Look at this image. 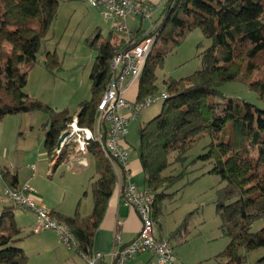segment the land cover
<instances>
[{
  "label": "trees",
  "instance_id": "1",
  "mask_svg": "<svg viewBox=\"0 0 264 264\" xmlns=\"http://www.w3.org/2000/svg\"><path fill=\"white\" fill-rule=\"evenodd\" d=\"M62 1L0 0V120L7 115L35 111L47 114L43 149L50 163L54 161L59 138L74 115L31 98L25 87ZM153 24L152 30L139 28L129 41L114 38L112 30L106 39L100 41V35H96L89 42L97 54L89 72L91 96L78 106V124L94 127L113 57L147 37H154L137 83L136 99L167 94L158 114L138 130L143 184L154 195L152 218L156 224L159 202L186 174L187 164L200 161L203 166L210 165L208 173L215 174L223 183L216 191L215 206L220 229L228 238L217 259L219 264H245L242 250H264V226L252 231L256 221L264 220V109L225 96L219 87L233 81L245 82L264 102V0H165L158 23ZM195 29L212 41L201 53V68L178 80H164L163 90L158 92L155 69ZM42 65L50 73L60 70L54 52L44 53ZM202 140H207L204 152L187 163L188 153ZM73 151L77 155L74 145L66 147L52 168L68 161ZM87 154L95 162L90 215L63 216L50 211L70 231L73 245L69 249L85 260L94 253L95 231L114 195L116 182L111 161L96 143L89 144ZM175 165L181 170L172 174ZM16 181L15 175L2 171L4 185L16 188ZM16 208L12 203L0 213V264L27 263V254L18 246L24 237L15 220ZM31 233L34 234L32 230ZM171 237L177 243L185 241L180 228ZM166 240L172 244L170 239ZM257 264H264V254Z\"/></svg>",
  "mask_w": 264,
  "mask_h": 264
},
{
  "label": "rangeland",
  "instance_id": "2",
  "mask_svg": "<svg viewBox=\"0 0 264 264\" xmlns=\"http://www.w3.org/2000/svg\"><path fill=\"white\" fill-rule=\"evenodd\" d=\"M159 13L154 11L151 20H141V29L148 30L152 21L158 23ZM110 30H112L110 23L105 21L99 11L90 7L85 0L62 1L47 37L41 43L39 62L33 67L35 71L31 73L33 80L28 82L30 90L34 89L37 97H30L57 111L66 110L70 116L73 115L78 110L79 104L89 100L91 96V82L88 75L97 52L90 47L89 42L98 34L100 41L106 39ZM135 30L136 28L132 29L133 32ZM211 42L203 36L200 29L188 33L180 46L167 55L161 65L155 69L159 85L158 92L163 90L164 80H178L199 70L202 64L201 53L210 47ZM45 52L56 54L60 61V70L54 73L49 72L48 81H44L45 85H42L38 81L42 77H38L36 73L46 71L42 65ZM133 86L137 87V83L135 82ZM219 90L225 96L245 100L257 108L264 109V102L245 82L224 83ZM162 104L163 99L160 97L143 109L128 125V137L125 144L130 153L131 161L128 166L131 169V163H138L139 127L156 116ZM47 122L48 115L42 111L3 117L0 120L2 135L0 149L7 147L10 154L18 158L31 153L36 148L44 150L42 129ZM27 131H33V135H27ZM206 142L207 140L200 141L188 153L187 163L204 152L203 147ZM68 150L72 149L69 147ZM72 156H75L74 151ZM84 159L87 161L86 167L78 170L70 168V159L55 169L49 166V172L43 173L41 181L47 192L56 194L60 202L63 200L62 206L70 207L72 215L78 213L81 217L89 214L87 199L90 201L92 198L91 183L95 178V176L93 178L94 159L91 155H87ZM17 165L16 170L24 168L21 162ZM173 167L175 169L172 174L179 173L181 170L178 165ZM209 169L210 165L203 166L200 161L187 164L186 174L167 190L169 195L159 202L154 233L158 236L161 232L166 239H170L174 246L177 264H219L221 261L217 259V256L228 244V238L220 229V219L215 206L216 191L222 187L223 183H220L218 176L208 173ZM19 172L22 178L26 176L25 170ZM169 172V169L165 171L167 174ZM1 192L2 189L0 194ZM2 197L8 206L12 204L6 201L3 195ZM14 215L16 219H22V222L27 223L26 228L22 229L24 238L18 243V246L27 254L26 264H47L48 254H42V250H37L41 244L35 239V234L30 233L29 224H32L33 219L30 212H23L16 208ZM263 226L264 220L256 221L252 231L257 232ZM179 228L185 239L182 243H177L171 237L172 232ZM73 252L72 255L76 256ZM241 252L246 257L245 264H257L258 259L264 254L262 248ZM81 264L86 263L81 261Z\"/></svg>",
  "mask_w": 264,
  "mask_h": 264
},
{
  "label": "built area",
  "instance_id": "3",
  "mask_svg": "<svg viewBox=\"0 0 264 264\" xmlns=\"http://www.w3.org/2000/svg\"><path fill=\"white\" fill-rule=\"evenodd\" d=\"M88 5L97 9L102 18L110 23L111 29L122 35L126 41L131 39L127 20L129 18L151 20L154 7L138 0H85ZM155 27L151 22L152 30ZM148 29V30H149ZM154 37H147L138 44L115 55L110 63V76L107 87L97 105L93 128L80 126L77 116L73 117L67 130V138L61 147L54 150L53 159H57L63 149L69 145L75 146L76 153L85 157L87 147L91 142L98 145L102 154L111 163L116 176L115 188L118 190L123 204L133 209L140 219V229L137 236L125 246L120 247L117 238L115 247L110 253L111 264H129L138 255L150 253L152 258L146 264H175L176 257L172 244L165 238L154 236L155 222L152 218L151 204L153 193L147 188H138L130 180L128 162L130 153L126 147L128 125L138 114L157 101L167 97L165 92L150 95L143 100H127L123 93L135 82L138 83L143 68L148 59ZM83 165H87L82 161ZM33 169V167H31ZM2 171L0 169V183ZM2 195L19 209L30 211L34 215L32 231L38 234L51 230L56 233L60 244L68 249L73 245V238L68 228L55 220L48 209L40 205L33 189L24 184L20 187H2ZM120 222H117L119 226ZM103 256L94 252L87 258V264H101Z\"/></svg>",
  "mask_w": 264,
  "mask_h": 264
},
{
  "label": "crops",
  "instance_id": "4",
  "mask_svg": "<svg viewBox=\"0 0 264 264\" xmlns=\"http://www.w3.org/2000/svg\"><path fill=\"white\" fill-rule=\"evenodd\" d=\"M141 3H147L154 7V11L161 10L164 1L165 0H138ZM97 10V9H95ZM139 18L132 19L129 18L127 20L128 29L131 34H134L138 31L139 28H141V20ZM136 28V30L133 32L132 29ZM112 31V30H110ZM99 35V34H98ZM113 36L116 39L119 40H125V38L116 33L113 32ZM44 57V56H43ZM44 59V58H43ZM31 69L27 76V83L25 87L26 93L29 94L31 97H37L36 91L34 89L30 90L31 87L28 85L29 80L31 79V73L34 72ZM44 71V69H43ZM39 79V83H42V85H45L43 82L48 81L50 73L47 71H44V73H36ZM89 76V75H88ZM137 91L138 87H134L131 85L127 90L124 91L123 95L127 100L135 101L137 99ZM77 111L74 112V116L76 115ZM1 133V130H0ZM42 141L44 140V132L42 129ZM27 135L31 134L33 135V131H27ZM2 135L0 134V138ZM128 134L126 136L125 142L127 140ZM85 157H81L79 155L72 156L70 158V168L73 170H78L80 168L86 167L85 165L81 164L82 161H87L84 159ZM130 161L128 162V165L130 164ZM21 162L22 166H24L23 169L25 170L26 176L21 177L20 170H16L18 167V163ZM64 163V162H63ZM49 166L53 167V163H50L47 159V156L44 152V150L40 148H36L31 153H28L26 155H23L21 158L14 157L10 154V151H8V148H1L0 149V169L2 171H7L10 175L16 176V186L20 187L24 184H28L31 188L34 189L35 198L37 202L48 209L49 211H53L55 213H58L63 216H72V211L70 210V207H64L62 206V202H60L58 199V196L54 193L47 192L44 186L41 184V181L43 179L42 175L43 173L49 172ZM33 167V169H31ZM132 169L128 166V169L130 171V180L138 187V188H145L143 184V177L141 174L140 164L139 160L138 163L133 162L131 163ZM30 174H29V173ZM3 183H0V191L3 187ZM2 192L0 194V213L3 210L4 207L8 206L4 200H2ZM8 201L7 199H5ZM9 202V201H8ZM92 198L89 201L87 199V208H89V214L91 212L92 208ZM18 209V208H17ZM23 211V210H22ZM23 212H30V211H23ZM32 215V224H29L30 227V233L33 226L34 221V215L30 212ZM87 215V214H84ZM87 217V216H86ZM16 219V217H15ZM120 222L119 226H117V222ZM16 222L18 225H20L23 228H26L25 222H22V219L17 218ZM157 223L154 225V229L156 228ZM140 229V219L137 215V213L133 210L128 208L123 204V201L119 195L118 190L115 188L114 195L110 198L108 202V206L106 209V212L104 214V217L102 219V222L100 223L98 229L95 231V235L93 238V252H99L103 256L101 264H111L110 259V253L117 245L116 240L117 238L120 240L119 246H124L128 243H130L138 234ZM35 234V233H34ZM154 236L156 238H165L161 232H159L158 236L154 233ZM35 239L40 242L41 246L39 245L37 250H42V254H48L47 264H81V261L85 262L87 264V261L80 257L76 252L71 251V249H68L67 247L63 246L59 243L57 240L56 233L51 230L42 231L38 234H35ZM72 252L76 254V256L72 255ZM175 253V252H174ZM152 258L150 253H144L138 255L134 260H132L129 264H146L150 259ZM81 260V261H80ZM177 264V259H176Z\"/></svg>",
  "mask_w": 264,
  "mask_h": 264
},
{
  "label": "water",
  "instance_id": "5",
  "mask_svg": "<svg viewBox=\"0 0 264 264\" xmlns=\"http://www.w3.org/2000/svg\"><path fill=\"white\" fill-rule=\"evenodd\" d=\"M67 132H64V133H62L61 134V136H60V138H59V141H58V144H57V146H58V148H60L61 147V145H62V143L65 141V139L67 138Z\"/></svg>",
  "mask_w": 264,
  "mask_h": 264
},
{
  "label": "clouds",
  "instance_id": "6",
  "mask_svg": "<svg viewBox=\"0 0 264 264\" xmlns=\"http://www.w3.org/2000/svg\"><path fill=\"white\" fill-rule=\"evenodd\" d=\"M75 116H76V115H75ZM75 116H74V117H75ZM64 132H65V131H64ZM64 132H63V133H64ZM71 145H72V144H71ZM57 147H58V146H57ZM67 147H68V146H67ZM65 148H66V147H65ZM65 148H64V149H65ZM64 149H63V150H64ZM77 155H78V154H77ZM87 155H89V154H87ZM87 155H86V156H87ZM86 156H85V157H86ZM53 160L56 161V159H53ZM54 161L51 162V163H54ZM18 209H19V208H18ZM23 211H24V210H23Z\"/></svg>",
  "mask_w": 264,
  "mask_h": 264
}]
</instances>
